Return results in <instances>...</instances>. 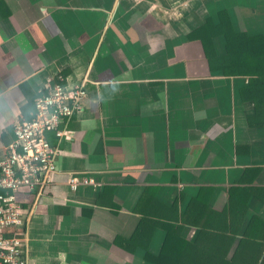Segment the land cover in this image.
I'll list each match as a JSON object with an SVG mask.
<instances>
[{
    "label": "crops",
    "instance_id": "obj_1",
    "mask_svg": "<svg viewBox=\"0 0 264 264\" xmlns=\"http://www.w3.org/2000/svg\"><path fill=\"white\" fill-rule=\"evenodd\" d=\"M220 10L238 30L264 33V0H0V159L14 125L32 117L57 75L86 88L61 124L64 136L46 133L59 149L53 181L16 194L27 264H152L142 247L114 243L134 231L146 187L166 205L182 192L179 211L202 185L212 187L215 210L232 185L264 186V76L224 75L210 68L201 42L186 37ZM213 42L221 54V37ZM69 172L97 185L71 190ZM253 213L264 218L256 196L243 223H224L231 233L220 251L217 239L185 224L184 238L207 245L209 259L194 256V264H260L264 226L243 235ZM163 236L154 231L150 253ZM242 241L262 242L258 262L253 249L237 255Z\"/></svg>",
    "mask_w": 264,
    "mask_h": 264
},
{
    "label": "trees",
    "instance_id": "obj_2",
    "mask_svg": "<svg viewBox=\"0 0 264 264\" xmlns=\"http://www.w3.org/2000/svg\"><path fill=\"white\" fill-rule=\"evenodd\" d=\"M186 37L188 40L201 42L210 68L220 70L224 75L264 76V33L248 34L244 30H238L226 10L218 11L217 20L208 16ZM215 37H221L223 41L221 54L215 49ZM60 77L62 75H57L53 83H64ZM211 190V186H200L197 194L190 197L184 203L183 209L178 211L179 198L180 201L183 198L182 192L171 204L166 205L155 198V186L146 187L134 208V212L140 215L134 231L126 238L117 235L114 243L130 252L138 246L142 247L145 251L144 259L152 264H194L197 259L194 256H199L200 261L209 259L205 254L207 245L194 244L184 238L183 226H196L198 235L205 234L217 239L215 247L216 251H220L224 242L221 238L231 233V228L226 227L224 223H243L247 216V202L251 196L264 200V186L232 185L228 188L225 206L221 210H215L208 203ZM246 223L248 224L243 235L247 238L252 236L251 227L264 226V218L253 213L249 215ZM157 228L164 231V236L158 253L152 254L148 246ZM256 243L240 242L236 250L237 255L245 249L252 253L253 249L257 255L254 254L251 260L258 262L263 253V245L262 242ZM260 264H264V256Z\"/></svg>",
    "mask_w": 264,
    "mask_h": 264
},
{
    "label": "built area",
    "instance_id": "obj_3",
    "mask_svg": "<svg viewBox=\"0 0 264 264\" xmlns=\"http://www.w3.org/2000/svg\"><path fill=\"white\" fill-rule=\"evenodd\" d=\"M85 96L84 81L49 84L37 95L32 117L14 125L15 138L0 159V264H27L22 231L27 219L16 194L21 188L40 191L53 181L59 149L46 133L63 137L66 131L61 124L70 119ZM66 183L71 190L97 185L93 177L75 172L68 173Z\"/></svg>",
    "mask_w": 264,
    "mask_h": 264
}]
</instances>
